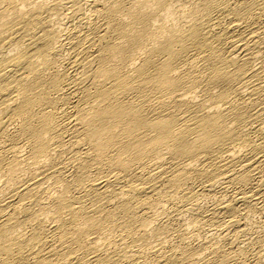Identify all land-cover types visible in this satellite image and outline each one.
I'll return each mask as SVG.
<instances>
[{
  "label": "bare ground",
  "instance_id": "bare-ground-1",
  "mask_svg": "<svg viewBox=\"0 0 264 264\" xmlns=\"http://www.w3.org/2000/svg\"><path fill=\"white\" fill-rule=\"evenodd\" d=\"M0 264H264V0H0Z\"/></svg>",
  "mask_w": 264,
  "mask_h": 264
},
{
  "label": "rangeland",
  "instance_id": "rangeland-1",
  "mask_svg": "<svg viewBox=\"0 0 264 264\" xmlns=\"http://www.w3.org/2000/svg\"><path fill=\"white\" fill-rule=\"evenodd\" d=\"M256 218H257V216L255 217V219H256ZM258 218H259V216H258ZM258 218H257V219H258Z\"/></svg>",
  "mask_w": 264,
  "mask_h": 264
}]
</instances>
